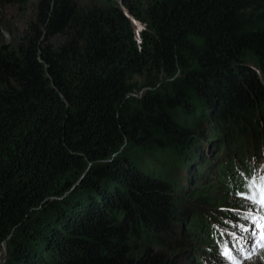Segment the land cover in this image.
I'll list each match as a JSON object with an SVG mask.
<instances>
[{"label": "trees", "instance_id": "1", "mask_svg": "<svg viewBox=\"0 0 264 264\" xmlns=\"http://www.w3.org/2000/svg\"><path fill=\"white\" fill-rule=\"evenodd\" d=\"M4 1L0 264H180L177 229L248 244L251 210L221 207H251L264 161V0Z\"/></svg>", "mask_w": 264, "mask_h": 264}, {"label": "rangeland", "instance_id": "2", "mask_svg": "<svg viewBox=\"0 0 264 264\" xmlns=\"http://www.w3.org/2000/svg\"><path fill=\"white\" fill-rule=\"evenodd\" d=\"M17 10H18V5H13V3L7 4L5 3L4 0L1 2L0 4V43L3 42L4 40L8 42L9 40L12 39V35L9 34L7 27L3 26L1 23L2 16L5 15V17H8L9 19L11 17V14H15L14 15L15 19L18 25H20L21 22L18 20L17 13H16ZM30 10H31V7L28 11ZM135 23L139 24L137 22ZM252 69L254 70L253 65H252ZM256 70H257V73L261 75L260 74L261 69L256 67ZM262 143H264V138L261 140H257L254 144H257L260 146ZM260 149L264 150V144L261 145ZM260 168L264 170V164H261L259 166V169ZM229 182L233 183L232 179H229ZM207 184H210V182H207L206 185ZM235 198L236 197H230V199L224 202L221 208L231 210L232 213H235V216L237 218H241L242 220H244L245 216L242 212L247 211V210H252L253 208L247 206L243 202L242 203L239 202L241 200L235 199ZM237 211L239 212L242 211V212L239 214L237 213ZM221 230L222 229H220V232ZM206 231L209 236V240L214 241V243L211 246L204 245L205 242H203V240L205 241L206 237L202 235L201 233H199L201 237L194 235L191 241H187L183 238V230L177 229L175 231L174 235L178 239L177 241L178 244L180 245L182 244V246H184L183 251L180 253V256H181L180 264H194L197 256L201 257L205 264H229L228 261L223 259L222 255L220 254L218 244L216 246V242H215L216 238H215L214 230L207 229ZM173 243L176 244V241H173ZM216 247H217V251H216ZM4 254H5V250L2 251V254L0 255V259L3 258ZM234 264H264V247L259 250L253 251L252 255L248 257L245 261L239 262V263L236 262Z\"/></svg>", "mask_w": 264, "mask_h": 264}, {"label": "clouds", "instance_id": "3", "mask_svg": "<svg viewBox=\"0 0 264 264\" xmlns=\"http://www.w3.org/2000/svg\"><path fill=\"white\" fill-rule=\"evenodd\" d=\"M255 170H254V176L252 178V188L249 191V198L248 200L251 201V216H252V224H251V230L254 231V235L257 234V231L259 233L263 232L262 229H259V227L256 225V222L263 221L262 217L259 215V211H264V170L261 168L259 169V166L261 164H264V161L255 163ZM215 232V231H214ZM222 233V232H221ZM215 234V242L216 246L218 244V248L221 250V255L223 259L227 260L229 264L239 263L245 261L248 257L252 255L250 253L249 255L243 254L240 252L241 243H237L235 239H228L223 233H214ZM264 247V245H263ZM261 247V248H263ZM259 248V249H261ZM257 249V250H259ZM217 251V247H216ZM253 252V251H252Z\"/></svg>", "mask_w": 264, "mask_h": 264}, {"label": "water", "instance_id": "4", "mask_svg": "<svg viewBox=\"0 0 264 264\" xmlns=\"http://www.w3.org/2000/svg\"><path fill=\"white\" fill-rule=\"evenodd\" d=\"M79 182H77V184H78Z\"/></svg>", "mask_w": 264, "mask_h": 264}]
</instances>
